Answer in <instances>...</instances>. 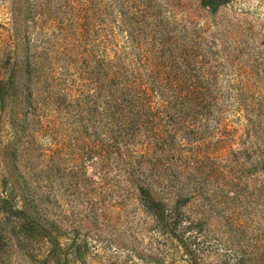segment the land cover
<instances>
[{
    "label": "trees",
    "instance_id": "trees-1",
    "mask_svg": "<svg viewBox=\"0 0 264 264\" xmlns=\"http://www.w3.org/2000/svg\"><path fill=\"white\" fill-rule=\"evenodd\" d=\"M55 1L37 0L29 20L55 21L53 37L37 41L45 53L34 47L31 53L26 34L22 38L27 94L13 128L17 145L0 156V260L7 259L13 239H43L49 243L46 263H61L51 231L71 225L66 215L52 212L49 196L63 195L54 191L58 185L95 195L99 182L80 186L66 170L81 157L99 171L101 182L115 163L116 188L105 190L136 196L153 232L178 242L194 262L196 251L188 243L207 223L242 232L252 226L256 217L247 208L264 210V44L256 53L244 43L228 51L227 38L219 48L208 34L212 25L198 23L200 11H207L209 21L232 0H195L193 12L186 8L192 0ZM3 91L4 84L1 102ZM217 133L231 142L228 152L175 165L178 142L197 143ZM38 137L46 139L44 149L35 145ZM211 181L223 184L217 191L231 196L232 212L213 216L211 200L199 199L216 196L207 187ZM242 196L258 197L246 203ZM90 201L85 229L97 217Z\"/></svg>",
    "mask_w": 264,
    "mask_h": 264
},
{
    "label": "rangeland",
    "instance_id": "rangeland-1",
    "mask_svg": "<svg viewBox=\"0 0 264 264\" xmlns=\"http://www.w3.org/2000/svg\"><path fill=\"white\" fill-rule=\"evenodd\" d=\"M67 1L72 4L87 3V0ZM167 1L173 5L179 3L177 0ZM36 2L37 0H0V85L4 84L8 90L3 91L6 94L5 100L1 102L0 99V156L8 155L16 147L19 134L13 128L19 126L26 104L27 89L20 56L27 49L22 38L26 34L31 53L33 47L36 52L45 53L44 48L38 47L37 41L47 42L56 31L55 21L52 20L46 19L42 25L30 23L32 6ZM55 3L62 2L56 0ZM186 8L193 12L192 9L197 8L196 1L192 0ZM199 15L202 17L199 24L204 27L212 25L208 34L216 40L215 44L219 48L223 46L224 38L228 39V51L244 43L243 48L247 50L249 45L250 49L255 48L256 53L264 44V0H232L209 21H206V10L200 11ZM57 78L61 79V76L57 74ZM36 142L40 144H35L38 148L44 149L47 145L46 139L42 137L36 138ZM230 146L231 142L220 133L197 143L181 140L176 147L174 163L183 167L185 160L190 157L205 161L224 155ZM7 165L10 168L9 162ZM1 168L0 164V187L5 176ZM106 168L101 182L99 171L92 170L90 164L81 157L79 162L70 164L66 170H69V174L72 171V179L80 186L83 182L89 184L91 179L99 182L95 195L83 196L85 191L75 185H71L70 192L58 185L54 187V191L59 190L63 195L49 196L53 202L52 212L66 215L70 220L71 230L74 229L51 231L52 240L61 247L60 254L63 256L60 264H254V261L264 264V210L260 207L247 208V212L255 214L256 219L244 232L224 226L222 222H209L201 227L198 237L193 235L188 243L196 251L197 260L194 262L178 242L168 241L164 235L153 232L150 223L152 219L145 213L136 196H114L112 193L110 196L105 189L116 188L119 172L113 162ZM222 185L220 181H211L207 187L216 196H198L200 200H211L214 205L210 210L213 216L232 212L233 209L231 196L218 194L217 188L221 189ZM122 197L125 198L123 203L120 201L123 200ZM242 197L246 203H252V198L258 196ZM90 200L95 204L97 217L87 221L86 224L91 222V227L87 226L85 229V222L82 221L89 211ZM222 202L226 203V208L221 206ZM88 230L89 233H86ZM23 241L18 243L13 239L8 246L10 249L7 259L0 260V264H47L48 242L43 239ZM257 243L262 247H254Z\"/></svg>",
    "mask_w": 264,
    "mask_h": 264
}]
</instances>
